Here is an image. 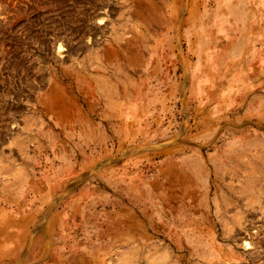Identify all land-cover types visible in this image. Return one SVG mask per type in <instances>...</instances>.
Listing matches in <instances>:
<instances>
[{"label": "rangeland", "instance_id": "obj_1", "mask_svg": "<svg viewBox=\"0 0 264 264\" xmlns=\"http://www.w3.org/2000/svg\"><path fill=\"white\" fill-rule=\"evenodd\" d=\"M173 230L264 264V0H0V264Z\"/></svg>", "mask_w": 264, "mask_h": 264}, {"label": "bare ground", "instance_id": "obj_2", "mask_svg": "<svg viewBox=\"0 0 264 264\" xmlns=\"http://www.w3.org/2000/svg\"><path fill=\"white\" fill-rule=\"evenodd\" d=\"M57 46L59 48L60 44H58ZM257 197H259V196H256V198ZM156 203H157V201L154 200L153 201L154 209H156L155 208ZM247 204L250 205L249 202H244V205H247ZM152 217H153V219L154 218H157V219L162 218L159 215V213L155 214ZM223 228H224V230L222 231V236L224 239H226L227 237L225 236V233L228 232V229L226 230L224 225H223ZM172 232H173V236H172V240H171L173 243V247L171 249L172 251H174L175 249H178L180 251H184L186 249V243H189L191 245V247L193 248L192 259H194V264H200V262H203V264H209L211 259L206 258V256L201 255L199 252H197V250L201 249V248H200L199 243L196 240V236H192L191 234H187L185 236V238H183L182 237L183 235H179L178 233H177L178 235H176V230L171 231V233ZM169 245H170V243H169ZM121 247H122L121 254L116 257L114 264H131L132 261H134V260L136 263H138L140 258H142L144 260V264H179L177 258L171 257V255L167 249L168 246H167V248H166V246L162 247L158 243L156 245H153L149 251H147L148 248H147L146 252H143V250H137V252L135 254V258H133V259L130 258L129 255H127L128 251H129V246L122 245ZM174 254H175V252H174ZM74 264H80V263L75 262Z\"/></svg>", "mask_w": 264, "mask_h": 264}]
</instances>
